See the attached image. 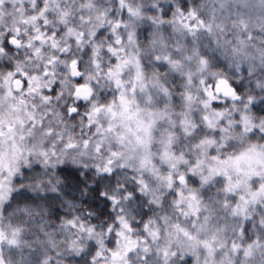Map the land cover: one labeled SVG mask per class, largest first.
Segmentation results:
<instances>
[{
  "label": "snow or ice",
  "instance_id": "1",
  "mask_svg": "<svg viewBox=\"0 0 264 264\" xmlns=\"http://www.w3.org/2000/svg\"><path fill=\"white\" fill-rule=\"evenodd\" d=\"M0 264H264V0H0Z\"/></svg>",
  "mask_w": 264,
  "mask_h": 264
}]
</instances>
